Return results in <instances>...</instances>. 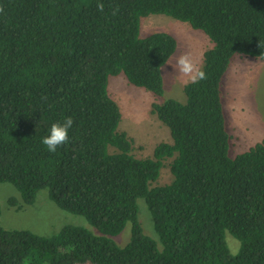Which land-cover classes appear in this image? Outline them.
I'll return each mask as SVG.
<instances>
[{
  "label": "trees",
  "instance_id": "trees-1",
  "mask_svg": "<svg viewBox=\"0 0 264 264\" xmlns=\"http://www.w3.org/2000/svg\"><path fill=\"white\" fill-rule=\"evenodd\" d=\"M102 2L99 12L97 0H0V182L25 204L47 189L98 232L67 225L42 236L0 224V264H264V140L230 156L221 101L235 54L264 59V0ZM148 14L188 22L212 45L207 79L184 85L185 102L152 104L172 143L136 158L107 85L123 73L162 96V66L177 42L165 31L140 37ZM69 116V143L48 152L42 138ZM167 158L171 181L151 186ZM139 198L157 240L143 232ZM127 223L130 239L119 246L113 237ZM226 233L239 241L236 253Z\"/></svg>",
  "mask_w": 264,
  "mask_h": 264
},
{
  "label": "rangeland",
  "instance_id": "rangeland-1",
  "mask_svg": "<svg viewBox=\"0 0 264 264\" xmlns=\"http://www.w3.org/2000/svg\"><path fill=\"white\" fill-rule=\"evenodd\" d=\"M157 31L168 32L177 42L175 52L162 66V96L155 97L149 90L129 83L123 73L109 76L107 85L108 93L121 113L117 130L125 132L131 139V153L136 158L151 157L158 143H172L168 127L153 113L152 104L162 102L165 98L185 102L184 85L187 82L174 68L176 59L188 53L202 67L203 52L212 45L202 30L192 28L188 22L165 14H148L140 18V37ZM221 101L226 128L231 135L230 156L263 141L264 59L235 54L221 80ZM116 151L114 147H109L110 153ZM171 160L172 158L163 160L159 176L151 182V186L171 181ZM137 203L138 220L143 232L157 240L158 235L154 231L152 217L144 199L139 198ZM0 211V224L4 229H26L38 235L50 236L67 225H74L98 233L86 217L60 209L48 197L47 189L38 191L32 204H25L12 184L0 182ZM130 228V223H127L113 237L116 244L124 246L128 243ZM225 239L230 251L236 253L239 241L230 233H226Z\"/></svg>",
  "mask_w": 264,
  "mask_h": 264
},
{
  "label": "clouds",
  "instance_id": "clouds-1",
  "mask_svg": "<svg viewBox=\"0 0 264 264\" xmlns=\"http://www.w3.org/2000/svg\"><path fill=\"white\" fill-rule=\"evenodd\" d=\"M97 10L99 12L104 11L102 0H97ZM118 11V7L114 8L112 15H116ZM174 68L179 76L186 78L187 83L196 84L207 79L205 71L188 53H184L176 59ZM73 123V118L69 116L65 117L62 122L51 125L49 134L41 140L42 145L48 152L55 153L59 147L69 143V130L72 128Z\"/></svg>",
  "mask_w": 264,
  "mask_h": 264
}]
</instances>
